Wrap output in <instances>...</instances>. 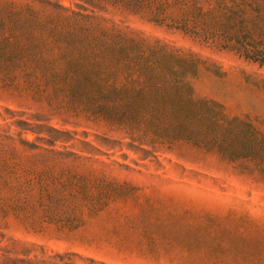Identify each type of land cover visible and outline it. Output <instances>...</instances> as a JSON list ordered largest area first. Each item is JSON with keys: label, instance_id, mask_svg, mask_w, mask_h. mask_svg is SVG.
Masks as SVG:
<instances>
[{"label": "trees", "instance_id": "16d2710c", "mask_svg": "<svg viewBox=\"0 0 264 264\" xmlns=\"http://www.w3.org/2000/svg\"><path fill=\"white\" fill-rule=\"evenodd\" d=\"M61 1L0 0V88L20 98L47 97L49 108L103 125L135 152L155 155L186 143L264 171V126L230 117L222 104L196 93L198 56L101 15L126 14L177 30L264 70V0H67L70 8ZM208 68L223 76L214 64ZM3 111L0 221L73 230L84 209L95 213L107 205L109 193L97 182L104 177L84 170L97 162L91 143ZM0 261L30 264L4 254Z\"/></svg>", "mask_w": 264, "mask_h": 264}, {"label": "rangeland", "instance_id": "374dc122", "mask_svg": "<svg viewBox=\"0 0 264 264\" xmlns=\"http://www.w3.org/2000/svg\"><path fill=\"white\" fill-rule=\"evenodd\" d=\"M61 4L72 7L67 0ZM101 15L119 28L198 56L203 64L196 93L222 104L230 117L264 126V70L177 30L126 14ZM212 64L223 76L206 71ZM17 95L0 88V113L7 108L47 129L74 131L99 151L97 162L84 170L94 171L97 180L104 177L97 182L109 200L95 213L84 209L73 230L1 220L0 256L30 264H264L263 170L186 143L155 155L150 149L135 152L103 125L49 108L47 97Z\"/></svg>", "mask_w": 264, "mask_h": 264}]
</instances>
